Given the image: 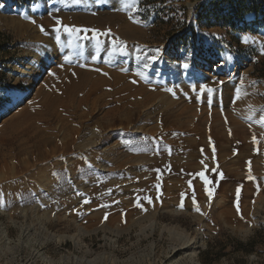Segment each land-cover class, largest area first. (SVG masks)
Listing matches in <instances>:
<instances>
[{
    "label": "rangeland",
    "instance_id": "rangeland-1",
    "mask_svg": "<svg viewBox=\"0 0 264 264\" xmlns=\"http://www.w3.org/2000/svg\"><path fill=\"white\" fill-rule=\"evenodd\" d=\"M244 4L0 0V264H264V12Z\"/></svg>",
    "mask_w": 264,
    "mask_h": 264
},
{
    "label": "bare ground",
    "instance_id": "bare-ground-1",
    "mask_svg": "<svg viewBox=\"0 0 264 264\" xmlns=\"http://www.w3.org/2000/svg\"><path fill=\"white\" fill-rule=\"evenodd\" d=\"M133 30V29H132ZM125 35H126V33H125ZM24 73V72H23ZM82 72L81 71H77V74L78 75H80V76H83L84 75V77H82V78H80L79 79V81H78V83L77 84H74V89H76V88H79V87H81V86H84V85H87V84H89V73H84V74H81ZM89 76H88V75ZM113 74V73H112ZM123 76L122 75H119V74H113V78H112V80L111 81H107V80H105V79H99V80H97L96 82H95V84L96 85H101V84H109V83H114V84H118L119 85V83L121 82V80H123ZM130 88V86L128 85L127 87L125 86L123 89H129ZM96 89H98V88H96ZM25 94H27L28 93V91H25L24 92ZM158 95H160L159 93H155L154 94V96L155 97H158ZM162 95V94H161ZM162 98H164V99H166V101L168 100V102L170 101V103H172V101L171 100H169L168 98L169 97H167V96H163L162 95ZM135 159H138L137 160V162H139V163H141V164H143L144 163V157H138V158H135ZM143 181V180H142ZM149 185V184H148ZM143 186H144V184H143ZM137 187H138V185H137ZM140 187H142V184H140L139 185V188ZM134 189H136V188H134ZM133 189V190H134ZM170 190H172V188L170 189ZM161 213V211L159 210V211H157V210H154V211H152V212H150L149 213V215H148V217L149 218H152V220L154 219L155 220V218L159 215ZM156 221V220H155ZM155 221H152V225L155 223ZM188 238H186V240H187ZM202 238L201 237H196V238H193V239H188V241H184V243L182 244V246L178 249L179 251H181V250H183V251H185V250H187L188 251V257H190L191 259L193 258H195V257H197V254H198V252H199V249L201 248V246H202ZM185 253V252H184Z\"/></svg>",
    "mask_w": 264,
    "mask_h": 264
},
{
    "label": "snow or ice",
    "instance_id": "snow-or-ice-1",
    "mask_svg": "<svg viewBox=\"0 0 264 264\" xmlns=\"http://www.w3.org/2000/svg\"><path fill=\"white\" fill-rule=\"evenodd\" d=\"M32 22L35 23V21H32ZM57 23H58V24H62V22H60V21H57ZM62 27H63V26H62ZM63 30H64L66 33H68L69 35H77V34H79V33H81V32H85V33H86V32L89 31L88 29H79V28H75V27H63ZM41 31H44V29L41 28ZM60 31H61V28H59V27L56 28V32L59 33ZM93 31H95V30H93ZM99 35H105V36H107V35H111V32H110V30H108V31L105 32V33H98V34H97V37H94V39H96L97 48H99V44H100V41H99V39H98V36H99ZM57 39L59 40V37H57ZM70 43H71V41H70ZM112 44H113V50H114V51H120V52H123V51H124V42H123V41H120V42H119V46H118V45H117L116 38H113V40H112ZM157 51H159V50H157ZM67 59H68V62L70 63V62H71V57H68ZM152 59H153V61H155L156 57L153 56ZM183 67H184V68H188L189 65H188L187 63H185V64L183 65ZM133 82L135 83V81H133ZM206 91L211 92L212 89H211V88H208V89H206ZM237 99H239V95H237ZM169 151H170V150H169ZM213 152H215V148H214V147H213ZM199 175H200L201 179L204 181L205 185H208V184L212 183V181H210V180L205 176L204 172L199 173ZM219 175H220L221 179H223V173H219ZM249 178H250V179H254V177L251 176V171H250V173H249ZM189 184H190V186H191V182H189ZM81 195H83V194H81ZM182 195H183V194H182ZM212 195H213V191H212V190H208V196L211 198ZM236 195H237V198H238L239 195H240L239 190L237 191V194H236ZM148 202H149V203L152 202V201H151V198H148ZM84 203L87 204V203H89V201H88V200H84ZM192 203H193V205H195V207H196V211H197V212H200L201 210H200V208H199V205H198L197 201L195 200V190H194V189H193ZM137 206L139 207L140 205L138 204ZM180 207L183 208L184 205L181 204ZM236 208H237V211L239 212V211H240V207H239V200H238V199H237V203H236ZM201 214H203V213H201ZM106 219H107V216H105V220H106Z\"/></svg>",
    "mask_w": 264,
    "mask_h": 264
},
{
    "label": "trees",
    "instance_id": "trees-1",
    "mask_svg": "<svg viewBox=\"0 0 264 264\" xmlns=\"http://www.w3.org/2000/svg\"><path fill=\"white\" fill-rule=\"evenodd\" d=\"M164 1V0H162ZM263 2V3H262ZM249 4H244L242 6V8H239L238 11H240L241 9L245 10L246 12L247 11H263L264 12V0H249ZM262 75H264V69H262ZM251 243H254V240L251 242ZM210 249H207V252L203 253V255L205 254L208 258L209 254H210Z\"/></svg>",
    "mask_w": 264,
    "mask_h": 264
},
{
    "label": "crops",
    "instance_id": "crops-1",
    "mask_svg": "<svg viewBox=\"0 0 264 264\" xmlns=\"http://www.w3.org/2000/svg\"><path fill=\"white\" fill-rule=\"evenodd\" d=\"M145 90H146V88H144ZM142 91V90H141ZM160 94V93H159ZM150 99V98H149ZM166 100V99H165ZM144 160H146V158L144 159ZM145 163V162H144ZM205 175H207V174H205ZM207 177V176H206ZM203 181V180H202Z\"/></svg>",
    "mask_w": 264,
    "mask_h": 264
}]
</instances>
